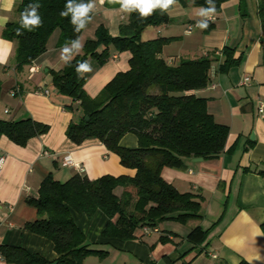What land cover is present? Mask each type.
<instances>
[{
  "label": "crops",
  "instance_id": "1",
  "mask_svg": "<svg viewBox=\"0 0 264 264\" xmlns=\"http://www.w3.org/2000/svg\"><path fill=\"white\" fill-rule=\"evenodd\" d=\"M19 2L15 0L11 11L0 10V15L8 16V23L18 19ZM257 4L258 0H245L241 5L239 0H226L209 18L212 20L208 19L211 29L194 27L188 34V26L204 19L198 14L201 7L192 0L176 2L167 12V24L143 30L141 39L144 35L147 40L172 39L161 54L170 63L214 54L208 84L195 93L207 100L208 113L228 128V136L216 158L186 160L182 166L163 168L160 173L179 193L202 198V221L184 225L165 221L157 226L158 233L145 235L138 229L134 240L125 241L102 237L108 223L102 212L89 219L71 211L86 240L107 252L105 258L90 256L83 264H264V234L260 228L264 223V117L257 113L258 102H264V33L256 14ZM95 5L91 21L79 36L83 45L95 39L100 26L116 37L119 25L127 19L128 14L119 10L118 3L95 0ZM4 28H0V39L6 40L2 36ZM58 40L59 32L55 31L46 51L21 70L16 68L12 42L6 63H0V120L29 118L48 126L46 134L28 140L24 147L0 137V159H4L0 168V245L19 246L50 262L57 258L52 243L24 230L26 223L36 220V211L26 200L37 198L42 180L49 174L59 182L76 174L90 180L103 175H135L134 170L120 166L118 157L99 140L75 145L66 138L67 127L79 120L80 112L77 103L70 109V100L51 83L50 73L66 64L61 59L64 46L59 47ZM224 48L234 49V57H240L241 62L220 73ZM110 50L109 60L101 67L93 59L87 60L92 71L84 73L83 88L90 98H95L117 73L129 68L128 52ZM244 77L251 81L241 87L239 82ZM211 85L215 88L210 89ZM119 145L136 149L138 141L135 135L126 134ZM67 155L81 167V173L64 165ZM195 228L202 234L189 237ZM160 237L165 241L160 242Z\"/></svg>",
  "mask_w": 264,
  "mask_h": 264
},
{
  "label": "trees",
  "instance_id": "2",
  "mask_svg": "<svg viewBox=\"0 0 264 264\" xmlns=\"http://www.w3.org/2000/svg\"><path fill=\"white\" fill-rule=\"evenodd\" d=\"M192 1L195 6L208 7L206 0ZM225 1L213 0L215 10ZM244 1L239 0L240 5ZM76 2L87 3L88 0ZM33 3L40 6L38 14L42 25L32 31L20 29L21 13ZM66 3L67 0H20L16 9L18 19L7 23L2 35L15 45L17 70L46 51L47 41L55 31L59 32V47L79 38L84 28L76 32L70 17L60 15ZM167 12L157 9L146 19L132 12L119 25L116 37L98 27L95 39L85 42L81 54L60 71L50 73L53 87L70 100L69 108L77 103L80 112L79 120L67 127L66 138L75 145L88 139L99 140L118 157L120 166L134 170L135 175H103L90 180L76 174L64 182L47 175L40 184L37 198L26 200L36 211V220L26 223L24 230L50 241L57 258L50 262L19 246L0 245V258L6 264H83L90 256L105 258L107 252L86 240L75 225L71 211L89 219L97 211L102 212L108 219L102 237L125 241L134 240L136 230L156 229L165 221L173 220L182 225L202 221V198L179 193L160 173L163 168L180 167L186 160L216 158L225 147L228 128L215 122L207 111V100L195 93L208 84L214 54L170 63L161 54L172 39H141L145 28L167 24ZM256 14L264 33V0H258ZM211 28L208 24L204 31ZM110 48L118 54H130L129 68L117 73L95 98H90L83 88L85 75L78 74L76 67L88 59L103 66L111 56ZM222 56L220 73H227L241 62L240 57H234V49L224 48ZM47 131L48 126L29 118L0 120V137H6L19 147ZM126 134L136 136V149L120 147L119 142ZM260 228L264 234V223ZM197 233L202 234L200 228L193 229L189 237ZM159 241L164 242L165 238L160 237Z\"/></svg>",
  "mask_w": 264,
  "mask_h": 264
},
{
  "label": "clouds",
  "instance_id": "3",
  "mask_svg": "<svg viewBox=\"0 0 264 264\" xmlns=\"http://www.w3.org/2000/svg\"><path fill=\"white\" fill-rule=\"evenodd\" d=\"M104 0H101L103 3ZM111 2L120 5V11L130 14L138 12L142 19H146L159 9L162 12H167L169 8L176 3V0H111ZM208 7H201L199 15L204 19L197 22V27L205 29L208 27V19L215 13V5L213 0H206ZM15 0H0V10L11 11L14 7ZM38 4H29L25 7L20 17V29L32 31L42 25V19L38 14ZM95 0H88L87 3H77L76 0H67L65 10L60 13L62 17H70V22L74 26L76 32H80L91 21V13L95 10ZM8 16L0 15V28H3L8 23ZM20 29H17V35L21 34ZM12 42L0 39V63H6L8 54L11 52ZM83 49V43L79 38L73 40L69 45L62 48L61 59L65 63H69L72 58L79 54ZM78 74H83L92 71L88 61L79 63L76 67Z\"/></svg>",
  "mask_w": 264,
  "mask_h": 264
},
{
  "label": "built area",
  "instance_id": "4",
  "mask_svg": "<svg viewBox=\"0 0 264 264\" xmlns=\"http://www.w3.org/2000/svg\"><path fill=\"white\" fill-rule=\"evenodd\" d=\"M211 20H212V19H209V21H211ZM194 27H197V25H194V26H188L187 29H186V33L189 34V33L193 30ZM33 70H34V71H37L38 68H37V67H34ZM250 81H251L250 77H244V78H242V79L240 80V82H239V86H241V87H242V86L245 87V86L249 85ZM214 88H215L214 85H211V86H210V89H214ZM257 113H258V115H259L260 117H264V102H258V104H257ZM47 155H48V153L45 152V153H44V156H47ZM3 161H4V159L1 158V159H0V168L2 167ZM63 163H64V165H66L67 167L76 170L78 173H81V172H82L81 167H80L77 163H75L69 155H67V156H65V157L63 158ZM143 232H144L146 235H148V234H151V233H158V230H157V229L144 228V229H143ZM1 261H2V259L0 258V262H1Z\"/></svg>",
  "mask_w": 264,
  "mask_h": 264
},
{
  "label": "water",
  "instance_id": "5",
  "mask_svg": "<svg viewBox=\"0 0 264 264\" xmlns=\"http://www.w3.org/2000/svg\"><path fill=\"white\" fill-rule=\"evenodd\" d=\"M86 119H87V118H86ZM250 139H251V140H254V134H251ZM201 160H202L201 158H196V159H194L193 161H194V162H200Z\"/></svg>",
  "mask_w": 264,
  "mask_h": 264
},
{
  "label": "rangeland",
  "instance_id": "6",
  "mask_svg": "<svg viewBox=\"0 0 264 264\" xmlns=\"http://www.w3.org/2000/svg\"><path fill=\"white\" fill-rule=\"evenodd\" d=\"M195 32H196V31H195ZM142 40H143V41L147 40L146 35L143 36V39H142Z\"/></svg>",
  "mask_w": 264,
  "mask_h": 264
}]
</instances>
